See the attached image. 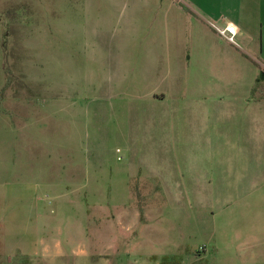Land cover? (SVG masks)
I'll return each mask as SVG.
<instances>
[{"label":"rangeland","instance_id":"rangeland-1","mask_svg":"<svg viewBox=\"0 0 264 264\" xmlns=\"http://www.w3.org/2000/svg\"><path fill=\"white\" fill-rule=\"evenodd\" d=\"M174 2L0 0V264H264L258 126L198 97L231 46Z\"/></svg>","mask_w":264,"mask_h":264},{"label":"crops","instance_id":"crops-1","mask_svg":"<svg viewBox=\"0 0 264 264\" xmlns=\"http://www.w3.org/2000/svg\"><path fill=\"white\" fill-rule=\"evenodd\" d=\"M176 1L180 3V10L184 14L189 13L198 17L201 26H211L213 23L219 25L232 23L237 26L239 46L229 43L218 35L231 46V50L227 53H224L222 49L220 51L221 54L227 55V59L231 58V63H235L234 68L238 69L235 71V77L228 76L226 73L220 75L221 67H216L215 70L219 75H216L210 84L208 81L207 85L202 87L203 96L198 97L209 101H233L236 122L245 126L257 124L260 134L257 144L262 145L264 143V102L259 100H263L260 94H264V87L260 88V84H264V72L259 66L260 63H264V0H175L174 3H177ZM202 42L207 45L206 47L212 46V41L210 40V43L208 38L203 37ZM214 46L217 47V44L215 43ZM231 51L235 52L237 59ZM208 60L202 57V60L198 62L200 63L198 70L201 71L197 81L212 74L211 70L202 72V69H211L205 64ZM210 63L220 62L215 60ZM201 83L205 84L206 79H203ZM37 249L38 247L31 252L32 255L37 254Z\"/></svg>","mask_w":264,"mask_h":264},{"label":"built area","instance_id":"built-area-1","mask_svg":"<svg viewBox=\"0 0 264 264\" xmlns=\"http://www.w3.org/2000/svg\"><path fill=\"white\" fill-rule=\"evenodd\" d=\"M212 27L226 40H228L230 43L239 46L238 42V28L236 25L232 23H228L223 26H218L217 24H212Z\"/></svg>","mask_w":264,"mask_h":264},{"label":"trees","instance_id":"trees-1","mask_svg":"<svg viewBox=\"0 0 264 264\" xmlns=\"http://www.w3.org/2000/svg\"><path fill=\"white\" fill-rule=\"evenodd\" d=\"M133 190L135 191L136 188H133ZM173 258L174 257H171V256H165V257H163V260H162L161 264H174Z\"/></svg>","mask_w":264,"mask_h":264}]
</instances>
